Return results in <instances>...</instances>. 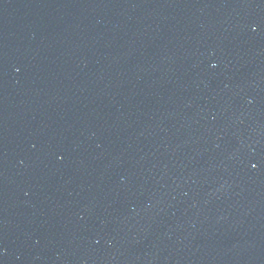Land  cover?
Wrapping results in <instances>:
<instances>
[{
	"label": "water",
	"instance_id": "obj_1",
	"mask_svg": "<svg viewBox=\"0 0 264 264\" xmlns=\"http://www.w3.org/2000/svg\"><path fill=\"white\" fill-rule=\"evenodd\" d=\"M0 264H264V0H0Z\"/></svg>",
	"mask_w": 264,
	"mask_h": 264
}]
</instances>
